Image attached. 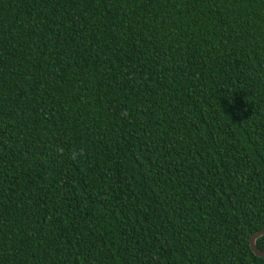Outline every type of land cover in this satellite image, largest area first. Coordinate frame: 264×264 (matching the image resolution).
<instances>
[{
  "label": "trees",
  "instance_id": "1",
  "mask_svg": "<svg viewBox=\"0 0 264 264\" xmlns=\"http://www.w3.org/2000/svg\"><path fill=\"white\" fill-rule=\"evenodd\" d=\"M261 230L264 0H0V264H264Z\"/></svg>",
  "mask_w": 264,
  "mask_h": 264
},
{
  "label": "water",
  "instance_id": "2",
  "mask_svg": "<svg viewBox=\"0 0 264 264\" xmlns=\"http://www.w3.org/2000/svg\"><path fill=\"white\" fill-rule=\"evenodd\" d=\"M264 235V230H261L257 233H255L254 235H252V237L250 238L249 240V245H250V249L252 250V252L258 256V257H262L264 258V251L263 252H260V251H257L256 248H255V240L257 238H259L260 236H263Z\"/></svg>",
  "mask_w": 264,
  "mask_h": 264
},
{
  "label": "clouds",
  "instance_id": "3",
  "mask_svg": "<svg viewBox=\"0 0 264 264\" xmlns=\"http://www.w3.org/2000/svg\"><path fill=\"white\" fill-rule=\"evenodd\" d=\"M73 161H78L86 156L85 150L83 148H74L70 154Z\"/></svg>",
  "mask_w": 264,
  "mask_h": 264
}]
</instances>
